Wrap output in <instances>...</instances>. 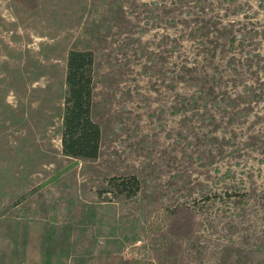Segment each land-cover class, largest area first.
Returning a JSON list of instances; mask_svg holds the SVG:
<instances>
[{"label":"rangeland","instance_id":"1","mask_svg":"<svg viewBox=\"0 0 264 264\" xmlns=\"http://www.w3.org/2000/svg\"><path fill=\"white\" fill-rule=\"evenodd\" d=\"M38 5L0 0V264L154 261L181 202L186 264H264V0ZM71 50L95 58L94 160L62 149Z\"/></svg>","mask_w":264,"mask_h":264},{"label":"trees","instance_id":"2","mask_svg":"<svg viewBox=\"0 0 264 264\" xmlns=\"http://www.w3.org/2000/svg\"><path fill=\"white\" fill-rule=\"evenodd\" d=\"M30 8H38L39 0H13ZM95 58L89 50H71L68 56L66 83L68 87L63 116L62 149L67 156L85 160L97 159L102 143V127L92 117ZM111 179L119 192L128 196L139 190L137 181ZM165 231L155 237L154 261L149 259L125 260L118 254L95 255L92 264H186L182 241L192 237L200 228L196 212L187 203L175 205L167 213ZM7 218L0 219L4 230ZM39 230L35 229L36 234Z\"/></svg>","mask_w":264,"mask_h":264},{"label":"built area","instance_id":"3","mask_svg":"<svg viewBox=\"0 0 264 264\" xmlns=\"http://www.w3.org/2000/svg\"><path fill=\"white\" fill-rule=\"evenodd\" d=\"M140 242V241H139Z\"/></svg>","mask_w":264,"mask_h":264}]
</instances>
